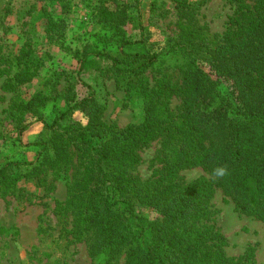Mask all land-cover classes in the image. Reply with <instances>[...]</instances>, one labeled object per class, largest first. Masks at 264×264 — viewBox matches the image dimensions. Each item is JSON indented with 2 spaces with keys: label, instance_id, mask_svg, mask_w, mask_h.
Wrapping results in <instances>:
<instances>
[{
  "label": "trees",
  "instance_id": "1",
  "mask_svg": "<svg viewBox=\"0 0 264 264\" xmlns=\"http://www.w3.org/2000/svg\"><path fill=\"white\" fill-rule=\"evenodd\" d=\"M58 1L66 8L69 0ZM230 1L236 9L217 45L205 42L194 29L171 45L169 53L182 57L181 85L165 79L152 85L144 74L161 55L148 50L143 31L136 38L126 32L131 21L126 14L103 10L99 23L121 40L108 47L110 40L104 37L102 44L86 41L75 49L79 74L133 82L147 100L144 120L123 129L107 125L105 106L85 82L81 84L89 94L73 95L72 104L51 120L41 110L50 100L47 95L37 93L27 102L16 98L17 147L23 156L36 151V159L0 153V184L14 187L21 178L41 181L49 168L67 170L73 151L82 172L61 212H74L71 232L76 238L95 230L92 253L103 256L105 264L124 248H129L126 264H256L253 250L240 258L226 256V241L209 210L216 187L237 210L264 223V0ZM172 3L181 12L194 6L191 0ZM33 12L35 6L26 18ZM65 30L64 20L47 27L50 40L56 39L62 50ZM8 46H0V65L5 66L0 77L5 78L2 89L14 94L38 72L26 63L33 53L28 43L15 56ZM176 92L182 100L177 112L171 108ZM75 112L88 118L87 125L74 120ZM37 124L43 126L41 133L25 145L21 135ZM157 140L161 146L155 162L160 167L143 183L131 171L140 164V153ZM194 168H202L215 182L206 177L177 181L182 171ZM136 202L154 208L159 218L137 215Z\"/></svg>",
  "mask_w": 264,
  "mask_h": 264
},
{
  "label": "rangeland",
  "instance_id": "2",
  "mask_svg": "<svg viewBox=\"0 0 264 264\" xmlns=\"http://www.w3.org/2000/svg\"><path fill=\"white\" fill-rule=\"evenodd\" d=\"M191 2L194 6L181 12L176 10L172 0H69L66 8L58 0H0V46L9 45L8 52L15 56L24 43H28L33 53L26 63L31 72H38L32 82L14 94L2 89L5 78L0 77V153L7 157L14 153L19 160L28 162L36 159V151L23 156L21 148L17 147L19 135L13 122L16 98L27 102L37 93L47 95L50 100L41 110L51 120L72 104L68 101L73 95L82 98L89 94L81 82L89 85L97 100L105 106L103 120L107 125L123 129L140 124L145 118L147 100L132 87L134 83L109 76L80 75V66L73 52L86 41L102 44L104 37L110 40L108 47L119 43L121 38L104 29L99 20L105 9L110 13H124L131 18L126 23V32L136 38L143 31L148 50L161 55L155 67L144 76L152 85L161 79L181 85L184 79L182 57L169 53L173 42L187 30L194 29L205 38V42L217 45L236 9L230 0ZM31 6H35V12L26 18ZM61 20L66 23L65 50L57 45L56 39L50 40L47 33L49 22ZM4 67L0 65V70ZM226 84V91H230V82ZM181 103V96L176 92L171 99V108L177 112ZM73 118L83 125L89 121L81 112H75ZM42 127L37 124L22 134L23 143L32 144ZM160 144L157 140L140 153L141 162L131 171L135 179L143 183L151 180L153 170L160 167L155 162ZM71 152L67 170L49 168L46 178L41 181L21 178L14 187L0 184V264L106 263L103 256L92 253L97 238L95 230L88 231L81 239L76 238L71 232L74 212H61L70 198L72 185L80 179L82 172L76 154ZM200 177L215 182V178L202 168L182 171L177 181L187 184ZM209 210L212 223L226 241L223 249L228 258H240L253 250L255 263L264 264V223L237 210L216 187L209 201ZM134 212L150 220L159 218L154 208L139 202H136ZM128 252L129 248H124L110 264H126Z\"/></svg>",
  "mask_w": 264,
  "mask_h": 264
}]
</instances>
